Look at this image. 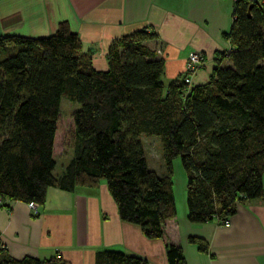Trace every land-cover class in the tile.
<instances>
[{"label": "trees", "instance_id": "obj_1", "mask_svg": "<svg viewBox=\"0 0 264 264\" xmlns=\"http://www.w3.org/2000/svg\"><path fill=\"white\" fill-rule=\"evenodd\" d=\"M153 31L113 39L106 68L92 66L65 22L41 37L0 35V199L43 204L48 186L71 190L104 180L119 219L161 238L175 215L172 160L185 173L186 219L227 220L235 204L264 198V0H237L224 38L229 62L207 81L184 77L166 84L163 61L146 42ZM184 75V74H183ZM78 108L59 116L60 98ZM141 136H154L164 165H146ZM72 156L61 174L55 157ZM199 250L204 242L188 237ZM167 264H185L181 247L166 242ZM0 264H68L59 257L10 256ZM93 264H147L117 250L94 254Z\"/></svg>", "mask_w": 264, "mask_h": 264}, {"label": "crops", "instance_id": "obj_2", "mask_svg": "<svg viewBox=\"0 0 264 264\" xmlns=\"http://www.w3.org/2000/svg\"><path fill=\"white\" fill-rule=\"evenodd\" d=\"M231 14V0H0V35L41 37L63 21L77 34L92 66L104 69L106 59L100 58L113 39L137 29L153 31L156 37L146 44L161 49L157 56L163 61L162 82L181 77L187 53L197 51L204 61L190 85H199L214 67L229 64L222 54L229 48L224 34ZM64 153L69 154L58 172L55 162V176L72 149L58 158ZM174 167L175 215L164 221L161 238H146L138 225L119 219L101 179L95 186L75 185L71 190L48 186L36 213L25 202L0 199V245L15 258L58 254L68 264H93L95 252L117 250L144 257L147 264H167L168 242L181 247L185 264H264V198L236 203L227 220L189 222L185 191L176 195L174 186L176 177L180 187L185 185V173L181 165ZM261 186L264 195V171ZM188 237L201 239L205 250Z\"/></svg>", "mask_w": 264, "mask_h": 264}, {"label": "rangeland", "instance_id": "obj_3", "mask_svg": "<svg viewBox=\"0 0 264 264\" xmlns=\"http://www.w3.org/2000/svg\"><path fill=\"white\" fill-rule=\"evenodd\" d=\"M159 49L156 48L155 50H159ZM202 58H203V56H202ZM100 61L101 62L105 61L104 56H102L100 58ZM203 61H204V59H203ZM95 68L101 69V67L98 68V65H95ZM195 72H193L192 75H188L189 76V79H188L189 81L186 82L187 84H190V82H191L190 79L195 74ZM182 76L186 77L185 74L184 75L182 74ZM76 108H78V105L75 102H71V101H69L68 99H66L64 97L60 98V102H59V116L61 118H63L66 115V113H69V112L73 111ZM140 141H141V146L143 148L144 157H145V160H146L147 167L149 169L155 171L157 174H163L164 165H163V161L161 159L160 146H159L157 138L154 137V136H148V137L141 136ZM68 154L69 153H64L60 158L55 157L56 165H55V168H54V172H58L60 170V168H61L60 165L66 161V158H67ZM176 163L180 165L179 159L177 157H175L172 160V163H171L172 171L176 170V167H174L175 165H177ZM181 169H182V167H181ZM176 172H177V170H176ZM172 174H173V172H172ZM174 186H175L176 195L179 194V192L181 191V194H182L181 196H183L182 192H183V190L185 191V185L183 187H182V184H181V187L179 186L178 177L175 178Z\"/></svg>", "mask_w": 264, "mask_h": 264}, {"label": "built area", "instance_id": "obj_4", "mask_svg": "<svg viewBox=\"0 0 264 264\" xmlns=\"http://www.w3.org/2000/svg\"><path fill=\"white\" fill-rule=\"evenodd\" d=\"M237 1V0H231L232 4ZM246 1H253V0H246ZM157 53H159V50H156ZM203 63V58L202 55L197 52V51H190L187 53L186 58H185V63H184V69H183V74L186 75L184 77V81L188 82L189 76L192 75L193 72L197 70V68ZM188 76V77H187ZM27 207L31 210L32 213H36V206L37 204L34 202H27L26 203ZM55 257H59L58 254L55 255Z\"/></svg>", "mask_w": 264, "mask_h": 264}]
</instances>
